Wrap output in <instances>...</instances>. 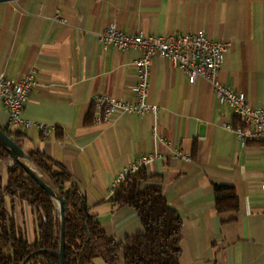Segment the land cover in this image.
Here are the masks:
<instances>
[{"label": "crops", "instance_id": "0c3cea01", "mask_svg": "<svg viewBox=\"0 0 264 264\" xmlns=\"http://www.w3.org/2000/svg\"><path fill=\"white\" fill-rule=\"evenodd\" d=\"M111 24L154 36L202 29L227 42L221 82L264 107V0L0 2V72L15 81L35 74L24 116L55 126L48 137L36 128L20 132L23 148L40 150L68 170L110 237L124 241L143 231L136 210L114 206L110 190L128 164L156 153L145 171L182 218L180 264H264V143L238 139L229 127L239 125L238 117L218 102L207 80L191 84L181 68L156 57L148 101L158 112L93 122L95 95L135 99L134 61L141 51L104 49L98 34ZM0 127L8 128L2 103ZM10 166L11 159L0 158L5 183ZM227 187L239 205L220 212L216 190ZM14 218L34 240V210L16 203ZM90 264L107 263L96 258Z\"/></svg>", "mask_w": 264, "mask_h": 264}, {"label": "trees", "instance_id": "16d2710c", "mask_svg": "<svg viewBox=\"0 0 264 264\" xmlns=\"http://www.w3.org/2000/svg\"><path fill=\"white\" fill-rule=\"evenodd\" d=\"M3 130L23 148L22 135ZM30 165L63 200L66 218L65 264H90L102 258L107 264H180L183 222L171 207L162 189L149 184L142 169L126 177L110 199L114 206L136 210L143 231L124 241L110 237L91 211L86 196L76 186L71 174L40 150L27 152ZM0 158L11 159L0 142ZM7 199L11 211L7 208ZM218 211L236 210L238 197L233 188L216 190ZM16 203H27L35 212L37 234L30 240L16 223ZM61 217L57 201L35 182L17 162L8 169L5 183L0 177V264H60Z\"/></svg>", "mask_w": 264, "mask_h": 264}, {"label": "built area", "instance_id": "2783aa9c", "mask_svg": "<svg viewBox=\"0 0 264 264\" xmlns=\"http://www.w3.org/2000/svg\"><path fill=\"white\" fill-rule=\"evenodd\" d=\"M57 18V17H56ZM59 19V18H57ZM98 39L104 49L110 47L120 50L137 49L141 56L134 61L136 69V83L134 86L133 101L120 99L108 94H97L93 98L95 114L93 122L104 124L111 122L118 113L145 115L157 113L158 106L148 101L150 90V72L156 57L169 59L176 67L181 68L191 84L199 78L207 80L220 104L233 108L239 119L238 126L229 125L242 143L257 141L264 143V107L251 105L245 93L236 91L221 82V71L229 44L221 40L207 37L204 30L192 33L173 34L168 36H154L146 34H130L121 30L116 24L104 28ZM37 85L35 74H28L20 80H12L5 73L0 72V103L7 109L8 128L23 132L36 128L45 137L51 135L55 126L42 122H35L24 116V109L34 86ZM176 155L186 160L190 156L176 151ZM159 154L141 156L128 164L117 176L111 194L126 179L159 158ZM14 161L11 159V165Z\"/></svg>", "mask_w": 264, "mask_h": 264}, {"label": "water", "instance_id": "95a60500", "mask_svg": "<svg viewBox=\"0 0 264 264\" xmlns=\"http://www.w3.org/2000/svg\"><path fill=\"white\" fill-rule=\"evenodd\" d=\"M9 1V0H0ZM0 142L7 147V150L11 156V159L14 162L19 163L26 172L30 175V177L37 182L48 194H50L59 205L60 209V217H61V236H60V251L58 252L60 258V264H65V247H66V218L63 208V200L60 196H56V193L52 187H50L39 174L29 163L30 157L27 151L24 150L21 146H19L7 133L0 127ZM29 258V257H28ZM28 258L24 261V263L28 260ZM23 263V264H24Z\"/></svg>", "mask_w": 264, "mask_h": 264}, {"label": "rangeland", "instance_id": "374dc122", "mask_svg": "<svg viewBox=\"0 0 264 264\" xmlns=\"http://www.w3.org/2000/svg\"><path fill=\"white\" fill-rule=\"evenodd\" d=\"M33 167V166H32ZM35 169V167H33ZM38 173H40L37 169H35ZM58 203V202H57ZM59 206V205H58Z\"/></svg>", "mask_w": 264, "mask_h": 264}]
</instances>
